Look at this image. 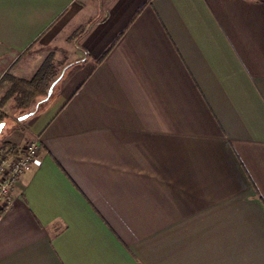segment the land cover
<instances>
[{"label": "crops", "instance_id": "0c3cea01", "mask_svg": "<svg viewBox=\"0 0 264 264\" xmlns=\"http://www.w3.org/2000/svg\"><path fill=\"white\" fill-rule=\"evenodd\" d=\"M45 61L0 264H264V0H0V78Z\"/></svg>", "mask_w": 264, "mask_h": 264}, {"label": "trees", "instance_id": "16d2710c", "mask_svg": "<svg viewBox=\"0 0 264 264\" xmlns=\"http://www.w3.org/2000/svg\"><path fill=\"white\" fill-rule=\"evenodd\" d=\"M56 77L57 66L49 61H45L26 79H17L4 74L0 82H7L9 87L0 97V108L10 100L12 109L18 117L33 113L40 104L39 100L46 97L47 89ZM5 118L0 112V123H4Z\"/></svg>", "mask_w": 264, "mask_h": 264}, {"label": "built area", "instance_id": "2783aa9c", "mask_svg": "<svg viewBox=\"0 0 264 264\" xmlns=\"http://www.w3.org/2000/svg\"><path fill=\"white\" fill-rule=\"evenodd\" d=\"M36 140L25 142L20 148L0 146V220L10 208V188L21 182L38 155Z\"/></svg>", "mask_w": 264, "mask_h": 264}, {"label": "rangeland", "instance_id": "374dc122", "mask_svg": "<svg viewBox=\"0 0 264 264\" xmlns=\"http://www.w3.org/2000/svg\"><path fill=\"white\" fill-rule=\"evenodd\" d=\"M5 112L6 113H10V115H8V119L6 118L4 120L3 123V127L0 130V146H4V143H6V141L8 140V136L10 134V132L16 130L12 124L11 120V116L14 115V113L10 112V110H7L5 108Z\"/></svg>", "mask_w": 264, "mask_h": 264}, {"label": "water", "instance_id": "95a60500", "mask_svg": "<svg viewBox=\"0 0 264 264\" xmlns=\"http://www.w3.org/2000/svg\"><path fill=\"white\" fill-rule=\"evenodd\" d=\"M53 85H54V83H52V84L49 86V88H48V92H47V94H46V97H48V96L50 95V91H51ZM2 127H3V123H0V130H1Z\"/></svg>", "mask_w": 264, "mask_h": 264}]
</instances>
